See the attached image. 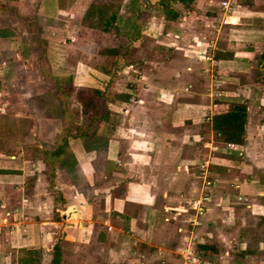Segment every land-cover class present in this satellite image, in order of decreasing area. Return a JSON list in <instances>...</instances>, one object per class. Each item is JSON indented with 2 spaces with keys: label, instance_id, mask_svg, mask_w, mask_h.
<instances>
[{
  "label": "crops",
  "instance_id": "crops-1",
  "mask_svg": "<svg viewBox=\"0 0 264 264\" xmlns=\"http://www.w3.org/2000/svg\"><path fill=\"white\" fill-rule=\"evenodd\" d=\"M16 1L0 0L2 50L15 37L20 8L28 32L35 25L45 30L48 22L62 18L76 20V34L84 28L80 21L88 5L105 0ZM231 1L225 13L220 0H135L134 15L127 10L131 0L120 1L121 14L133 15L138 38L149 36L150 43L134 41L135 52L126 59L92 53L90 60L112 76L88 65V59L76 61L73 76L87 85L111 80L114 93L130 87L134 102L130 97L106 102L109 119L97 130L107 136L103 148H85L78 137H67L73 161L69 171L56 164L48 175L43 160V145L52 144L61 130L57 123L30 128L32 138L16 155L0 152V216L9 212L11 222L20 218L19 226L1 229L0 264H17L19 252L27 249H38L40 264H49L59 238L71 250L72 260L65 262L63 255V264H148L166 253L175 262L168 246L186 240L191 230L181 218L179 234L178 219L165 217L175 210L186 217L200 189L198 163L191 155L205 137L202 122L224 109V98L238 97L248 104L243 139L235 148L219 147L212 156L211 173L218 181L196 232L215 249L205 255L199 250L205 260L213 256L212 262L222 264L235 261L237 254L238 259L258 255L253 264H264V238L256 234L264 232V0ZM166 9L178 17H166ZM202 52L219 61L215 84L222 95L213 104L218 110L210 109L203 95L207 82L200 76L208 62L196 56ZM133 65L140 75L130 71ZM252 108L258 113L251 115ZM238 193L242 200L236 199ZM13 194L17 201L5 207ZM95 247L100 250L94 252Z\"/></svg>",
  "mask_w": 264,
  "mask_h": 264
},
{
  "label": "rangeland",
  "instance_id": "rangeland-1",
  "mask_svg": "<svg viewBox=\"0 0 264 264\" xmlns=\"http://www.w3.org/2000/svg\"><path fill=\"white\" fill-rule=\"evenodd\" d=\"M23 1L24 0H20V1L18 0V2L17 1L16 2L19 5ZM16 12L25 13L21 8L19 9V11L16 10ZM18 13H16L17 15L16 19L18 20L15 28V37L10 39L11 43L6 47V49L4 48V50H2L3 47H5V45H0V152L7 155V157L10 155H16L18 152H21L23 150L22 149L23 143H25L27 140H30V138H32V134L31 135L28 134L30 128L35 127L36 129H38L40 127H48L54 125V123H57V125L61 126L62 123L61 113L59 111L62 109V104H59L58 106L59 110L53 112V114H56V116L54 115L48 116L45 109L43 96L49 91H54L55 87L52 78L46 77L43 74L42 69L40 68V63L44 59V57H45L44 63L45 64L47 63L49 69H51V71H53L54 73H59V74L62 73V75L64 76L70 73H72L73 75L74 66L77 60L80 59L81 60L83 59V61H87V59L90 60V58L93 57L92 53L96 49V47H98V44L102 43V44L116 45L118 39H120V36L117 37L118 39L115 38L113 33H99L97 31H94L95 33H93V31H89L86 28H83L82 30H80L78 33L76 32L75 34V29H73L74 28L73 26L77 25L76 20L74 19L66 20L62 18L61 20H56L54 23L48 22L49 23L48 25L51 26L46 27L45 30H38L39 28H36L35 25L34 31L28 32L27 29L24 27V23L25 25L26 24L29 25V24L25 21L20 22V17L22 16L20 14L18 15ZM34 24L40 26V24L37 22ZM139 39H140L139 45L143 43L142 46L144 45L147 46L150 43L149 36L148 38L141 36V38H137L136 40ZM157 39H161V38H157ZM168 40L170 39L167 38L165 41ZM161 41H164V39H162ZM24 44L26 45L25 47ZM133 49H134V45L132 44L130 55L131 52L132 53L135 52ZM145 56L149 58L151 57V54L149 53V55H145ZM196 56L198 59L200 57L202 60H206L208 62V66L205 67L201 72L200 81H203L205 79V81L207 82V85L205 86V90L203 91V95L205 96L204 98H206L207 106L210 109L218 110L219 109L218 106H214L213 104L216 101V99L218 97H221L220 95H222L220 87H218L217 84H215L219 61H216L215 59L212 58L211 55H206L203 52L201 54L197 53ZM207 57L208 59L209 58L212 59L208 60L206 59ZM123 58L126 59V57ZM2 60L5 61V64L1 63ZM128 67L130 71H133V74L136 73L140 75V73H138V69L134 65ZM187 69L192 70V67L189 66L187 67ZM114 74L116 75V72ZM73 80H77V79L73 77ZM73 80L72 82L75 83ZM77 81H78L77 83L79 84H75L76 86L85 85L84 83L79 82V80ZM109 93H114V91H111V87H109ZM238 99L241 100L242 98L238 97ZM68 102H69L68 103L69 107L74 112H77L78 106L77 103L74 101V99L71 98L69 99ZM129 102L131 103L134 102L133 96L130 97ZM245 103L247 104V102ZM101 109L102 107L100 108V110ZM249 112L250 114L251 112L258 113V109L252 108ZM255 113H252L251 115ZM45 118L47 121L45 120ZM262 121L263 119L260 120L259 123H262ZM202 123L204 126L202 129L206 133L204 134L205 137H203V140H200L201 144H197V146L194 147L192 152L193 155H191L192 160L195 161L197 160V163L206 158H208L210 162L212 156L218 153L219 146L217 144L221 145L225 142L223 139L219 137H217V139L215 138L216 136L214 137L213 129L212 131L209 130L210 127L212 128L210 118H205ZM44 136L45 135H43V137ZM31 141L33 140L31 139ZM46 143H50V142L46 141ZM216 146L217 148H215ZM197 171H198V166H197ZM9 197L10 198L6 203L7 205H5V207H8V205H13L15 201L14 199H16L17 201L18 198L16 194L10 195ZM174 213H175L174 217L178 219L177 220L178 222L176 221L175 223V226H177L176 227L177 231L176 230L175 231L176 232L179 231L178 233L181 234L179 227L181 225L180 223L182 222V219H187V217H182L181 214H179V210H175ZM190 230H192L191 227ZM193 230L194 233L197 234L196 229ZM257 231L258 232L256 234L257 235L261 234L264 238V232L262 233V231L259 230ZM251 237L253 238V235ZM186 241L187 239L183 240L179 238L178 241L175 240V243H173L171 247L168 246L167 249L168 252L169 250L174 251V252L171 251V253L173 254L171 255L172 257L175 258V262H172L170 261V259H167L168 253H166L161 257H158L156 260L151 259L148 264H157V263L181 264L182 259L180 257V254L181 251H183V247L187 245ZM110 247L115 248L116 246L112 244ZM174 247L176 248V250H174ZM62 248L64 249L63 254L65 257V262L66 261L70 262L72 260L70 247L63 245ZM98 250H100L99 247L94 248V252H98ZM13 253L14 255H17L18 252L15 254L14 251ZM104 253L105 251L103 250V255ZM100 255L102 254L100 253ZM224 255H225V251H224ZM238 256H239L238 254L235 257L233 256L235 261L232 262V260L231 261L227 260V261H223L222 264H248V263L253 264L256 258L258 259V257H260L258 255L256 257H251L247 255L246 257L238 259ZM219 257H222L220 253H219ZM206 258L207 259L211 258V261L209 260L211 264L217 263L214 260L212 262V259H214L213 256H209V257L207 256ZM124 261L125 260L123 261L117 260L115 263H113V260H110L109 262L107 263L104 262V263L126 264V262ZM134 263H135L134 260H132V262L129 264H134Z\"/></svg>",
  "mask_w": 264,
  "mask_h": 264
},
{
  "label": "trees",
  "instance_id": "trees-1",
  "mask_svg": "<svg viewBox=\"0 0 264 264\" xmlns=\"http://www.w3.org/2000/svg\"><path fill=\"white\" fill-rule=\"evenodd\" d=\"M120 1H92L81 18L80 24L86 29L99 33H113L115 38L120 36V39L117 38L116 45L98 44V47L93 51L94 55L127 57L130 55L134 40L139 37V28L131 18L135 12V0H131L128 4L127 10L133 14L131 16L121 14ZM178 15L171 9L165 10L166 17H178ZM44 60L45 57L40 63V68L46 77L52 78L55 87L54 91H49L43 96L47 115L53 116V112L59 110L58 106L62 104L60 110L61 130L56 134L52 144L45 143L43 145V160L49 164L48 175H51L56 164L68 171L71 166L73 167L66 140L68 136L78 137L85 148L98 150L106 145L107 136L103 132H97L98 125L101 122H107L109 119V111L105 110L104 105L108 101L126 102L132 91L129 87L125 92L109 93L111 80L108 83H103V85L95 83V85L76 86L72 82L74 74L70 73L64 76L62 73H54L49 69L48 64L44 63ZM87 64L110 76L113 75L110 70L96 64L92 59L88 60ZM71 98L77 103V112H74L68 105ZM222 102L225 103L224 109L211 115L212 129L216 136L225 142L239 143L244 135L247 104L238 98H224ZM62 247V241L59 238L52 247L49 264H63L64 249ZM198 250L204 254L205 251H214L215 249L211 245L200 243ZM39 253L38 249H27L24 253L20 251L17 264H40Z\"/></svg>",
  "mask_w": 264,
  "mask_h": 264
},
{
  "label": "built area",
  "instance_id": "built-area-1",
  "mask_svg": "<svg viewBox=\"0 0 264 264\" xmlns=\"http://www.w3.org/2000/svg\"><path fill=\"white\" fill-rule=\"evenodd\" d=\"M219 4L220 7L223 9V12L225 13H228L232 9L231 0H220ZM212 58L209 59L211 60ZM217 145L219 147L224 146L229 149L236 147V145L232 142H224L221 145ZM215 148H217V146ZM197 166V176L200 178L201 183L199 191L189 201L190 211L186 214V221L190 225L192 230L187 238V245L183 247V251H181L180 254V257L182 259L181 264H211L209 260H205L203 256L200 255V251L198 250V244H204L206 242V238L204 236H200L199 234L194 233L193 229H196L203 225V217L209 209V203L212 201L213 187H215L218 180L211 173L210 162L208 158L198 162ZM233 186L234 188H238V184H235ZM235 197L237 200H242V195H240L239 193L235 195ZM174 215L175 213L173 212L172 216L165 217V220L168 221L170 220V218H176L174 217ZM19 220V217H14L13 222H11V219L9 218V212H5L2 217L0 216V230L3 228L12 229L16 226H19Z\"/></svg>",
  "mask_w": 264,
  "mask_h": 264
}]
</instances>
